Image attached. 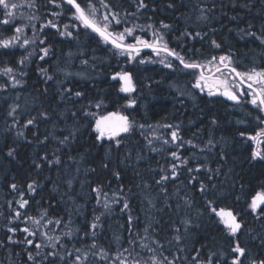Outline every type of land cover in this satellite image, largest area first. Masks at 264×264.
Instances as JSON below:
<instances>
[{
	"label": "trees",
	"instance_id": "16d2710c",
	"mask_svg": "<svg viewBox=\"0 0 264 264\" xmlns=\"http://www.w3.org/2000/svg\"><path fill=\"white\" fill-rule=\"evenodd\" d=\"M92 2L101 11H97V19H102L105 9L100 0ZM106 2L112 11L120 13L122 21L119 25L113 22L110 31L120 32L125 27L139 24L145 30L137 29L133 36L152 41V32L159 29L169 48L188 62L201 64L212 56L230 55L232 66L240 72L264 69V43L247 35L249 32L255 33L256 37L264 34V0H146L147 9L127 18L126 12H136L134 0ZM79 3L84 7L87 0H79ZM169 4L173 7H168ZM201 9L206 10L203 15L207 19L201 18ZM73 13V8L60 7L59 17L55 18L59 31H65L64 26L68 25L71 37L61 36L57 30L45 29L35 34L24 32L22 41L27 36L28 39H36L37 43L26 48L18 45L0 48V69L12 67L17 79L22 81L21 85L13 87L7 76L0 75V84L9 81V86L0 90V264H41L39 257L35 262L28 260V251L35 255L36 249L24 243L10 242L8 236L23 241L25 234L20 229L35 227L30 221L25 223L23 216L38 217L42 209H47L51 218L61 217L64 221L59 226L49 225L43 230L49 235H60L61 243L73 256L77 254L75 249L87 252L88 258L83 264H115L116 255L132 247H135L133 255L139 252L140 258L147 261L153 254L139 245L152 240L162 245L156 255L160 257L162 252L170 260L176 257V264H193L194 248L200 251L202 261L210 253H215L213 264H231L234 254L229 249L236 241L248 250L250 257L264 258V216H258L248 208L251 197L264 190V160L251 158L256 144L248 139L264 127L257 121V117L264 119V113L249 102L250 97L248 102L242 98L237 104L220 94L197 93L192 85L198 69H185L172 57H165L164 53L159 58L153 51L141 50L138 56L133 53L135 59L129 62L127 54H119L110 43H105L97 33L76 20ZM161 21L169 24L170 28L161 29ZM16 23L8 28L1 24L0 36H9L14 26H20V21L18 25ZM149 24L153 28H147ZM185 31L193 36L199 32L202 38L184 36L182 33ZM45 37V44H39V40ZM212 40L221 47L215 48ZM126 42L135 41L129 36ZM45 46L50 47V55L41 61L39 48ZM33 50L36 54L23 66L26 75L21 77L17 62ZM162 58L174 67H164L158 62ZM141 59L154 62L141 64ZM76 64L79 70H87L85 78L66 77L64 72L57 71L58 68L74 71ZM40 67L48 69V74L55 78L46 82L38 71ZM121 70L132 74L136 83L134 93L120 92V82L111 79L113 73ZM64 88L81 91L84 95L62 99L60 92ZM18 96L21 99L29 96V101L26 108L19 105L16 112L19 123L10 128L13 118L8 116V112L18 103ZM191 96L193 100L189 98ZM128 99H135L136 105L126 107ZM97 101H103L101 108L94 107ZM90 103L92 107H89ZM41 111L47 112L49 119H38L35 125L21 128L28 118L39 117ZM86 111L95 113V116H85ZM72 112L76 113L75 117ZM110 112L127 115L137 125H179L180 136L198 146L191 148L185 145L179 149L183 157L189 158V164L179 167L178 179L164 185L166 192L161 191V185L156 181L162 174L159 169L164 167L167 170L172 162L169 152L176 150L175 145H162L155 141L153 146L158 151L154 152L147 146L145 136L151 138L154 131L156 136L168 138L170 129L135 128L116 138L121 141L117 147L115 140L105 138L98 141L94 131L95 119ZM72 129H78L75 138L67 145H61L59 139ZM17 130H23L24 137L18 138ZM45 136H48L46 141ZM210 139L212 145H208ZM9 148L15 150L12 157L7 155ZM53 153L59 156V164H49L42 159L47 155L49 160H53ZM36 163L41 168L37 169ZM176 163L179 165L180 161ZM104 164L108 167L104 168ZM199 165L207 167L199 173L187 171L188 167ZM114 172H119V179L115 178ZM191 177L195 180L190 182ZM33 180L39 185L34 194L27 190V184ZM13 183L17 185L15 191L10 187ZM201 183L208 186L211 198L220 207L230 208L238 214L242 227L236 237L230 236L218 218L205 209V197L199 192ZM98 185L108 194L109 201L113 199L114 192L120 194V189H123L134 217L132 232H129L127 223L129 213L121 212L122 204H112L110 213L102 207L103 197L101 204H97L96 193L92 189ZM21 192L24 193L23 199L29 201L23 209L18 204ZM185 200L189 203L186 204ZM16 210L22 213L20 219H13ZM102 212L105 214L101 216V227L93 237L89 225L94 216ZM184 219L191 220L186 233L181 224ZM10 227L17 231L9 232ZM145 227H149L148 233L144 232ZM177 227L183 237L179 244L173 239L177 235L174 231ZM67 231L72 232L70 237L63 235ZM133 236L137 240L135 246L128 243ZM145 236L148 239L142 240ZM34 239L41 242L43 238L37 236ZM93 240L96 248L91 247ZM180 248L184 251H179ZM101 249L107 253V258L101 259ZM48 250L42 249L41 255ZM59 251L60 255H65L64 247ZM72 259L65 256V260L57 259L55 264H72ZM43 264L49 262L44 261ZM244 264H248L247 260Z\"/></svg>",
	"mask_w": 264,
	"mask_h": 264
},
{
	"label": "snow or ice",
	"instance_id": "6c2138e0",
	"mask_svg": "<svg viewBox=\"0 0 264 264\" xmlns=\"http://www.w3.org/2000/svg\"><path fill=\"white\" fill-rule=\"evenodd\" d=\"M49 3L56 4V0H49ZM64 3L71 5L72 8H74V18L80 23L86 27L90 28L93 32L97 33L105 43H110L114 49L118 50L119 54L124 55L127 54L129 62L135 59V56H133V53L138 56L140 54L141 48H149L152 49V51L157 55L160 56L161 53L165 54V57H172L173 59L179 61L180 65L183 66L185 69H200V75L196 78L195 83L192 85V87L200 89L203 91L205 87H209V95H214L215 93L211 90V86L208 85V80L211 78L209 76L205 75V71L212 72L213 69L216 73H221V76H223L222 68L227 69L230 76L231 81L228 78H221L216 77L215 83L219 85H223L224 91L221 93L223 96H225L228 100L233 101L237 104L240 103L241 97L245 94L250 95V103L254 106H256L260 112L264 113V69H256L253 68L250 71L247 72H240L237 71L236 67L232 66V59L230 55H220L219 57L212 56L205 64H200L197 62H188L186 61L185 57L182 56L180 53L176 52L174 49L169 48L167 42L164 40L163 34L160 32L159 29H156L152 32V35L154 39L152 41L143 39L140 36H133V33L139 29L140 31H144L145 27L139 24L133 25V27H125L123 31L120 32H114L110 31V26L113 24V22L116 25L121 24V16L119 12L112 11L109 3L106 2V0H100L101 6L105 9V13L102 15V19H97V11L95 4H93L92 0H87V3L84 7L81 6V3L77 2V0H64ZM135 6H136V12L135 13H125V18L127 16L131 15L135 17L137 13H139L142 9H147L148 4L146 3V0H134ZM29 7L34 8L35 0H22V2L17 3L13 2V0H0V8L3 9V14L6 17L5 19L0 20V24L2 25H9L13 24V22L16 19L15 13L13 10H17L22 7ZM57 7H60V4H56ZM168 7H173L172 4H169ZM205 9H201L202 19H207L206 16L203 15L205 12ZM53 15H59V13H53ZM27 19L29 21L36 19L35 16H28ZM25 26H14V35L8 39H2L0 40V48L8 49L13 46H19L20 48H26L29 44H36V39H23V42L20 43L21 35L24 33ZM33 29H35V25H32ZM45 27H51L53 29H56L61 36H67L71 37L72 32L68 31V25H65V31H59V27L56 23H54L52 20L47 21L45 25L41 27V31ZM161 29H169L170 25L164 23L161 21L160 24ZM147 28H153V25L149 24L147 25ZM35 34V33H34ZM184 36L196 38L200 37L201 33L196 32L193 36L192 33H189L185 31L182 33ZM247 35L254 36L256 39H259L261 43H264V34H262L259 37L255 36V33H247ZM132 36L134 43H126L127 37ZM46 37L44 39L39 40V44L44 45L46 42ZM212 45L219 49L221 45L217 43L215 40L211 41ZM39 59L41 61H45L47 57L50 55V47H40L39 48ZM36 54L35 50L32 52H29L27 55L23 56L17 63L20 66L19 75L22 77L26 75V73L23 71V66L27 64L30 57ZM146 62H154L151 60L145 61L144 59H141L139 63L143 64ZM160 64H162L164 67L172 69L174 65L171 62H166L165 58H162L158 61ZM84 63H87V61H84ZM40 74L45 78V81H52L55 77L54 75L48 74V69L40 67L38 69ZM57 71L64 72V75L70 76L72 75L69 72H66L63 69H57ZM0 75L7 76L9 78V81L11 82V86L15 87L17 85H21L22 81L20 79H17V76L14 72V69L12 67L5 66L2 69H0ZM111 79L114 81L120 82V88L119 91L125 94H131L136 91V83L133 80V76L130 72L121 70L118 72H115L112 74ZM9 81H5L3 84H0V90H4L9 86ZM58 83H62L61 81H58ZM246 85L247 91L243 89V86ZM47 91V89H45ZM61 98H65L67 96L68 99H71L72 97L80 98L84 95L81 91H73L72 88H64L60 92ZM136 105L135 99H128L126 107H134ZM93 105L90 103L89 107H92ZM103 106V101H97L94 104L95 108H101ZM19 108V105H15L12 107V109L8 112V116L13 118L12 125H10V128H14L19 123L16 112ZM85 116H95V113L92 112H85ZM72 116L75 117L76 113L72 112ZM39 120H47L49 119V115L45 111H41L39 113V117L32 116L26 120V122L21 126V128H28L29 126L35 125ZM257 121L260 125H264V119L257 117ZM213 123L215 121L213 120ZM166 128L170 129L169 137L165 138L162 135L156 136L155 132L153 131V134L151 138L149 136H145V140L147 141V146L150 148L151 151H158L157 148H155L154 142L159 141L162 143V145H175L176 150L170 151L169 155L171 157L172 162L169 164L168 169L166 170L164 167H161L159 171L162 173L160 175V178L156 181V184L161 185V191L166 192V188L164 185L172 180L178 179L179 167H187L189 164V158L183 157L182 154L179 152V149L184 147L185 145L190 146L191 148L198 147L195 145L191 140H184L182 136H180V126L179 125H173V124H157V125H145V124H136L134 121H130L129 117L127 115H123L119 112H110L107 115H101L99 118L95 119V126L94 131L97 133L96 139L98 141H102L105 138L109 140H115L116 146L119 147L121 141L119 139H116V137L121 136V134H127L132 132L135 128H139L141 130H144L146 128L148 129H155V128ZM78 129H72L69 131L68 135L64 136L62 139H59V143L61 145H67L70 140L75 138L76 132ZM143 135V132L141 133ZM243 136L244 133H241ZM16 136L24 137V131L23 130H17ZM264 127H260L258 131L255 132L254 135L248 136L249 140H252L256 147L251 152V158L253 160L259 159L264 160V148L261 147V145H264ZM48 139V136L44 137V140L46 141ZM40 143H43V141H40ZM208 145H212V140L210 139L208 141ZM163 149H159V151H162ZM204 149H201L203 151ZM59 151V149H57ZM15 154V150L13 148H9L7 155L12 157ZM53 156L55 157L53 160H49L48 156L45 155L42 157L43 160L47 161L49 164H59L60 158L55 153H53ZM194 158V157H193ZM176 161H180V164L178 165ZM35 163V162H34ZM104 168H107L108 165L104 164ZM206 165H199L195 168L188 167L187 171L189 173L196 172L199 173L202 168L206 169ZM36 168H41V165L39 163H36ZM208 171H211L210 169H207ZM94 171V169H92ZM218 172V170H217ZM113 175L116 179L120 178L119 172H114ZM192 180H195V177L190 178V182ZM71 182H69L70 184ZM147 187V185H145ZM10 187L15 191L17 190V185L15 183L11 184ZM37 187L39 185L35 180H33L31 183L27 184V190L29 193H35ZM214 187V186H213ZM93 192L96 193V200L97 204H101V197H103V203L102 207L105 209V212H111V205L112 204H122L121 212H128V218L127 223L129 225V232H132L134 228V217L131 215L130 205L127 197L123 195V189H120V194L113 193V199L109 201L108 194L103 191L102 186L98 185L97 187L92 189ZM199 192L202 196L205 197V209L212 215L218 218V222L223 224L225 229L227 230L228 234L232 237H236L237 233L240 231L242 224L238 220L237 216L238 214H235L230 208H224L220 207L217 204V201L210 196L209 188L207 185L201 183L199 187ZM24 193L21 192V199L18 201L19 208L23 209L28 204L29 201L27 199H23ZM239 199V197H237ZM185 203H189L187 200H185ZM149 204H152L151 200H149ZM154 207V205H152ZM249 210L254 213L258 214V216H264V190L257 191L255 195H253L250 199V202L248 203ZM105 213L102 212L100 215H95L93 218L92 223L89 225L91 231V235L95 237L96 230L101 227V216H103ZM22 217V213L19 210L15 211L13 219H20ZM23 220L25 223L28 221L31 222L32 225H34V228H29L27 226L20 229L22 233L25 234L23 241L13 240L12 236H8V240L13 243H24L28 245L30 248L36 249L35 255L31 251H28L27 256L28 260L30 261H36L37 257L40 258L41 264H43L44 261H48L49 264H55L56 260H65V256L72 257V264H83L84 261L88 258V253L84 252L81 253L80 249H75V252L77 253L75 256H73L72 252L67 251L66 247L61 243V236L60 235H49L48 231H44L43 229H47L49 225H61L64 221L63 218L57 217L55 219L51 218L49 216L47 209H42L39 212L38 217L33 216H23ZM70 223V221H69ZM181 224L184 226V232L186 233L189 229V226L191 225L190 219H184L181 221ZM150 227V226H149ZM149 227L144 228V232H149ZM8 231L11 233H15L17 231L16 228L10 227L8 228ZM174 231L177 233L176 236H174V240L179 244L181 240L183 239L181 233V229L179 227L175 228ZM64 236L70 237L72 235L71 231H67L63 233ZM85 235H88V233H85ZM139 234L137 233L136 236ZM40 236L43 239L41 242H36L34 239L35 237ZM136 236H133L129 239L128 243L130 245H137ZM118 239V238H117ZM142 240H147V236L142 237ZM155 245V247L153 246ZM59 246V247H58ZM64 247L65 248V255H60L59 248ZM92 248H96L95 240H93V244L91 246ZM139 247L146 249L149 253H152L147 261H144L140 258L141 254L139 252H136L135 255L133 253L135 252V247H132L131 249L125 248L123 249L122 253H118L115 257V264H176L177 258L173 257V259H168V257L163 256L162 252L160 254V257L156 255L157 250L162 248V245L159 244L158 241L152 240L151 243H141ZM47 248L49 249L47 252H44L43 255H41V250ZM179 251H184L183 248H180ZM193 251L196 253L194 256H192V262L193 264H213V257L215 256V253H210L208 258L206 260L200 259V251L197 249H193ZM230 253L234 254L231 258V264H244L245 260H247L248 264H264V258H258V257H250L248 255V250L245 247H242L239 243V241H236L232 246H230L229 249ZM123 253H127V256H124ZM95 254V253H93ZM51 258V259H50ZM107 258V253L101 249V259Z\"/></svg>",
	"mask_w": 264,
	"mask_h": 264
},
{
	"label": "flooded vegetation",
	"instance_id": "af4514ba",
	"mask_svg": "<svg viewBox=\"0 0 264 264\" xmlns=\"http://www.w3.org/2000/svg\"><path fill=\"white\" fill-rule=\"evenodd\" d=\"M13 2L18 3V2H22V0H13ZM77 2H79V0H77ZM56 4H60L61 5L60 7H63V8L69 7L72 9V6L64 3V0H56ZM56 4L49 3V0H35L36 6L34 8H29V7L25 6V7L19 8L17 10H13V11L23 13V15H24V17H22L23 22L22 23L20 22V26L26 25V27L24 28L25 33H41L45 29H47L48 31H55L56 29H53L51 27H45L43 29V31H41V27L43 25H45L47 23V21H49V20H52L54 23H56L58 25V23H57L58 20H56L55 18H58L59 15H53V13H59L60 14V7H57ZM81 6L83 7V5H81ZM1 14H3V10H0V15ZM30 15L35 16L36 19H33L31 21L26 19ZM24 20H26V21L24 22ZM19 21H20V19H17L13 22V24L17 22L16 24L18 25ZM32 25H35V29H33ZM11 26H12V24H9V25H6L5 28L11 27ZM58 27H59V25H58ZM224 70H227V69H222V71H224ZM198 71L200 72L199 69H198ZM213 71H214V69H213ZM205 73L210 74L211 72H205ZM217 74L218 73L215 72L214 74H212L209 77L216 78ZM243 89L245 91H247L246 85L243 86ZM211 90L217 95H219V94L222 95L221 93H222V90H224V89H220L218 87L213 86ZM203 93H206V92H203ZM208 93L209 92H207V94ZM248 97H250V95L245 94L241 97V99L245 98V100L248 102Z\"/></svg>",
	"mask_w": 264,
	"mask_h": 264
},
{
	"label": "rangeland",
	"instance_id": "374dc122",
	"mask_svg": "<svg viewBox=\"0 0 264 264\" xmlns=\"http://www.w3.org/2000/svg\"><path fill=\"white\" fill-rule=\"evenodd\" d=\"M99 13H101V11H98ZM14 13H15V16H16V19L15 20H17V19H20V22H22L21 21V18L22 17H24V15H23V13H21V12H15L14 11ZM104 13H102L101 15H103ZM6 17L4 16V14H1L0 15V20H2V19H5ZM27 19V18H26ZM26 20H24V22H25ZM1 25V24H0ZM3 26H6V25H3ZM15 33H14V30H12V32H11V34L9 35V36H7V35H3V36H0V40H2V39H8V38H10V37H12L13 35H14ZM26 35V34H25ZM27 37V36H26ZM26 37H23V39H25ZM21 42H23L22 41V35H21V40H20V43ZM126 42V41H125ZM127 43V42H126ZM155 57H159V58H161L160 56H157L156 54H155ZM160 60V59H159ZM74 63H76V62H73V64ZM206 62H204V63H201V64H205ZM67 72H69V73H71L72 75H70V76H72V77H76L77 79H81V78H85L86 76H87V70H79V68H78V66H77V64H76V67L74 68V71L73 70H68ZM205 72H208V71H205ZM223 72V76H221V73H218L217 74V77H221V78H228L230 81H231V76H230V74H229V72H228V70H224V71H222ZM64 74V73H63ZM200 75V72L199 73H197L196 74V78L198 77ZM196 80V79H195ZM208 85L209 86H211V89H212V87L213 86H215V87H218V88H220V89H224V87H223V85H219V84H216L215 83V78H213V77H211L209 80H208ZM195 90H196V92L197 93H200V94H202L203 92H209V87H205L204 89H203V91H201L200 89H197V88H194ZM187 96H188V94H187ZM189 98H191L192 100L194 99L192 96L191 97H189ZM17 99H19V101H18V103H16V105H23V106H25V108L27 107V102L29 101V96H25L23 99H21V97L20 96H18L17 97ZM19 103H21V104H19ZM117 138V137H116ZM197 148V147H196Z\"/></svg>",
	"mask_w": 264,
	"mask_h": 264
},
{
	"label": "water",
	"instance_id": "95a60500",
	"mask_svg": "<svg viewBox=\"0 0 264 264\" xmlns=\"http://www.w3.org/2000/svg\"><path fill=\"white\" fill-rule=\"evenodd\" d=\"M141 50H150V51H152V49H149V48H141ZM179 62V61H178ZM221 68L223 69V67L221 66ZM200 70V69H199ZM238 71V70H237ZM215 73V70L214 71H212L210 74H206L205 73V75L206 76H211L212 74H214ZM224 90H222V92H223ZM231 102H233V101H231Z\"/></svg>",
	"mask_w": 264,
	"mask_h": 264
},
{
	"label": "bare ground",
	"instance_id": "6f19581e",
	"mask_svg": "<svg viewBox=\"0 0 264 264\" xmlns=\"http://www.w3.org/2000/svg\"><path fill=\"white\" fill-rule=\"evenodd\" d=\"M209 222V221H208ZM113 228V227H112ZM161 232V231H160ZM117 234V233H116Z\"/></svg>",
	"mask_w": 264,
	"mask_h": 264
}]
</instances>
